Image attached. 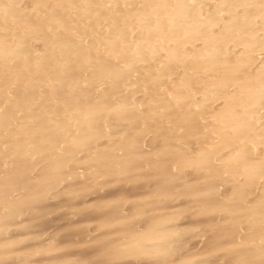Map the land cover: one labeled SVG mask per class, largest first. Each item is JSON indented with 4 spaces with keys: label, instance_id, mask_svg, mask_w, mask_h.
Segmentation results:
<instances>
[{
    "label": "bare ground",
    "instance_id": "bare-ground-1",
    "mask_svg": "<svg viewBox=\"0 0 264 264\" xmlns=\"http://www.w3.org/2000/svg\"><path fill=\"white\" fill-rule=\"evenodd\" d=\"M264 0H0V264H264Z\"/></svg>",
    "mask_w": 264,
    "mask_h": 264
},
{
    "label": "snow or ice",
    "instance_id": "snow-or-ice-1",
    "mask_svg": "<svg viewBox=\"0 0 264 264\" xmlns=\"http://www.w3.org/2000/svg\"><path fill=\"white\" fill-rule=\"evenodd\" d=\"M261 7H264V4H262ZM262 104H264V95H262Z\"/></svg>",
    "mask_w": 264,
    "mask_h": 264
}]
</instances>
